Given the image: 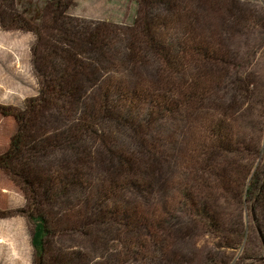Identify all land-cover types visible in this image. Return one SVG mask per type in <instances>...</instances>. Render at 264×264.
Returning a JSON list of instances; mask_svg holds the SVG:
<instances>
[{
    "label": "rangeland",
    "instance_id": "1",
    "mask_svg": "<svg viewBox=\"0 0 264 264\" xmlns=\"http://www.w3.org/2000/svg\"><path fill=\"white\" fill-rule=\"evenodd\" d=\"M51 1L17 0L15 7L24 21L13 24L37 28L40 43L32 32L0 26V105L23 108L26 101L37 97L41 78L33 64L35 46L44 55L52 45L69 50L70 44L64 41L67 30L83 33L92 28L89 25L101 23L120 28L117 37L129 40L126 28L141 15L145 3L153 17H161L156 25L168 24L159 26L158 31L181 38L185 52L191 46L207 50V58L194 60L198 66L194 69L184 61V80L195 75L198 82L210 83L207 89L211 88L204 102L197 103L199 111L189 117L191 123L184 113L165 120L158 135L165 139L158 147L162 152L152 159L141 155L128 131L116 128L114 122H99L97 135L66 144L61 134L76 120L80 123L78 113L72 115L73 105L53 100L40 110L38 129L50 140L40 143L43 151L23 163L47 171L52 179H62L72 169L79 183L72 186L66 182L64 196L53 206L58 213L51 217L56 231L46 244L52 264H264V230L258 226L250 203H238L215 181V172L229 174L239 166L247 172L256 167L264 170V0H60L70 5L55 24L45 19L44 9ZM161 1L170 2L175 11L166 12ZM168 40L167 36L164 42ZM121 44L113 46L119 53L106 49L116 61L104 65L99 81L87 88L90 94L111 85L132 90L137 82L136 86L147 88L164 71L150 54L135 65L121 63ZM142 56L144 52L139 58ZM79 59L93 63L87 55H79ZM185 106L180 104L184 111ZM215 108L242 152L215 157L207 165L206 155L212 151L196 161L194 146L203 140V119L215 116ZM16 130L13 116L0 113V155L7 151ZM146 140L151 142L149 136ZM108 149L134 160L129 170L135 169V173L119 167ZM213 153L217 156L216 150ZM196 169L199 179L194 180L191 177ZM106 181L115 184L108 188L106 209L89 215L97 202L95 190ZM58 184L59 180L55 186ZM112 190L116 192L110 193ZM59 200L64 201L63 206ZM201 206L216 213L213 217L219 230L213 231L205 222L198 212ZM48 208L44 202L43 209ZM126 212L135 214L147 228L138 227L130 233ZM30 213L21 185L0 169V264H33V246L41 227Z\"/></svg>",
    "mask_w": 264,
    "mask_h": 264
},
{
    "label": "trees",
    "instance_id": "2",
    "mask_svg": "<svg viewBox=\"0 0 264 264\" xmlns=\"http://www.w3.org/2000/svg\"><path fill=\"white\" fill-rule=\"evenodd\" d=\"M17 3V0H0V26L6 30L14 26L32 32L40 43L39 40L42 38L37 28L13 24L14 21H24V17L15 9ZM49 4L44 9L45 19L51 20L53 24L59 21L64 9L70 5L69 2L61 4L60 0H53ZM137 4L139 8L140 3L137 2ZM161 4L169 14L175 11L170 2L161 1ZM147 6L145 3V9L142 10L141 15L135 17L133 23L126 28L129 40H125V38L121 40L117 37L120 28L101 23L88 24L92 28L83 33H71L64 29L68 33L64 41L70 44L69 50L52 45L51 48L46 47L48 52L44 55L35 46L32 51L33 64L41 78L37 97L26 101L23 108L0 105V113L12 115L17 122V130L10 139L7 151L0 155V169L21 185L27 210L40 222L41 235L38 242L33 246V264H52L50 255L46 250V244H49L48 239L51 235L54 237L56 231L51 217L54 218L53 214L57 216L58 213L53 206L56 205L58 197L64 196L65 191L63 189L66 182L72 186L79 185L75 179L76 173L72 169L65 173L62 179L59 176L52 179L47 171L32 169L29 164L23 163L25 159L30 158L29 156L40 154L43 151V146L39 148L40 143L44 145L50 140L48 137H44L45 134H41V130L38 129V116L41 114V109L48 107L53 100H64L69 105H73L72 115L78 113L80 123L78 124L76 120L73 122V126H69L68 130L63 131L60 139L66 144L74 145L83 136L91 138L97 135L96 127L99 122H114L117 123L118 127L116 128H124L128 131L129 137L135 140L141 155H148L152 159L157 155V152H162L158 150V147L164 144L165 139L158 135L163 131L165 120L173 115L184 113L188 116V122L191 123L189 117L199 111L196 106L197 103L204 102L208 97L211 88L209 90L207 88L210 83L201 84L195 75H191V79L184 80L186 77L184 71L187 70L184 61L187 60L189 65L192 64L194 69L198 67L194 60L197 57L199 59L208 56L207 50L202 46H191L189 51L185 52L181 38L180 40L174 34L165 35V33L158 31L159 26L168 24L162 22L161 25H156L154 22L161 17L156 15L153 17ZM167 36L169 40L165 43ZM116 44L122 45L119 48L121 63L135 65L144 61L150 54L155 56L154 58L159 61L164 71H160L161 73L147 88L136 86L138 82L132 85V90L126 91L116 85H111L106 90L103 87H98L95 94L92 95L87 92V88L96 84L97 80L99 81L101 70L104 69L105 64H112L113 61H116L114 57L107 54V50L119 53L117 48H113ZM142 52H144V56L139 58V54ZM79 55L89 56L94 64L84 63L79 59ZM176 77L179 78L177 82H175ZM181 103L186 105L185 111L182 110V106L180 107ZM214 111L215 116H211L213 115L211 114L208 118L203 119L205 124L201 125L200 131L203 132L204 137L198 146H194L196 161L207 156L205 162L207 165L210 161L212 164L215 157L223 159L237 151L242 152L235 147L234 136L230 132L228 123L222 119L218 108H215ZM80 124H84V126ZM149 131L153 132L152 136L149 135ZM39 134L42 137H37ZM147 136L151 142L146 140ZM43 138L44 140H42ZM210 150L212 151L211 154L202 157L206 151ZM213 150L217 151V156L214 155ZM108 152L111 156L116 157L119 167L122 166L127 172L135 173V169L129 170L130 163L134 164V160L129 161L120 152H113L111 149H108ZM199 170H203V168L201 167ZM198 171L195 170V175L191 179H199L196 176ZM263 171L256 167L253 171L248 169L247 172V169L239 166L237 169L231 168L229 174L215 172L216 180L214 179L218 182L219 187L236 199L238 203H241V200L250 203V210L261 231L264 230ZM116 176L122 177V175ZM57 180H59V184L55 186ZM109 182L111 181L108 183L106 181L104 185L99 186L98 190H95L97 202L96 206L90 210L89 215H92L91 211L93 210L95 213L101 214L103 209H106L104 204L109 193L108 188L115 185L114 183L109 185ZM128 182L135 190L139 191L137 184L132 180ZM229 183L232 185L229 186ZM143 185L149 186L145 183ZM115 192L116 190L110 191V193ZM164 192L166 191L164 190ZM44 202L49 207V211L43 209ZM63 202L58 201L62 206L64 205ZM198 212L213 231L219 230V223H216L218 221L213 217L215 212H210L212 213L210 214L204 206H201ZM94 216L96 218V215ZM125 218L130 233L136 232L138 227L147 228L144 221L131 212H126ZM123 238L126 241V237ZM68 264H73V262Z\"/></svg>",
    "mask_w": 264,
    "mask_h": 264
}]
</instances>
